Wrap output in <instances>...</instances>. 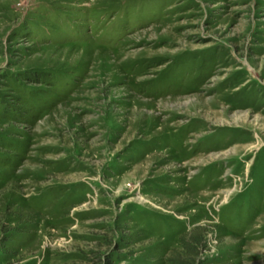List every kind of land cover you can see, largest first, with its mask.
I'll return each mask as SVG.
<instances>
[{
    "label": "rangeland",
    "instance_id": "1",
    "mask_svg": "<svg viewBox=\"0 0 264 264\" xmlns=\"http://www.w3.org/2000/svg\"><path fill=\"white\" fill-rule=\"evenodd\" d=\"M0 264H264V0H0Z\"/></svg>",
    "mask_w": 264,
    "mask_h": 264
}]
</instances>
